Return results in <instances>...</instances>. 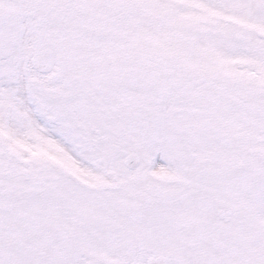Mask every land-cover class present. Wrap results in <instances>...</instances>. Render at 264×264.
Here are the masks:
<instances>
[{"label": "snow or ice", "instance_id": "6c2138e0", "mask_svg": "<svg viewBox=\"0 0 264 264\" xmlns=\"http://www.w3.org/2000/svg\"><path fill=\"white\" fill-rule=\"evenodd\" d=\"M0 264H264V0H0Z\"/></svg>", "mask_w": 264, "mask_h": 264}]
</instances>
